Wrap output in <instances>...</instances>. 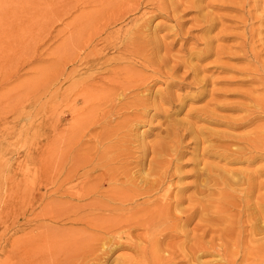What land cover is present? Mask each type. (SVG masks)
<instances>
[{
	"label": "bare ground",
	"instance_id": "obj_1",
	"mask_svg": "<svg viewBox=\"0 0 264 264\" xmlns=\"http://www.w3.org/2000/svg\"><path fill=\"white\" fill-rule=\"evenodd\" d=\"M45 4L81 10L46 72L49 89L56 77L67 86L61 96L49 93L45 99L43 164L23 171L13 185L16 222L25 219L17 226L27 232L10 244L12 264H104L117 251L124 253L117 264H216L200 260L212 253L220 264H239L245 252L264 245V164L239 172L219 165L244 156L248 167L257 159L264 161V125L254 122L256 110L264 113V103L246 107L250 113L241 118L223 119L228 129L251 127L239 135L199 128L161 110L162 133L150 145H137L144 135L139 126L151 121L150 110L162 104L176 107L181 95L172 87L187 86L188 70L177 74L190 67L187 60L146 34L155 16L179 19L184 11L180 5L172 0ZM144 7L154 11L141 12L122 33L108 32ZM160 82L164 87L154 89ZM189 82L204 79L197 74ZM202 113L201 120L211 123L219 124L222 117L211 109ZM63 115L69 122L62 121ZM205 142L209 145L200 156L208 153L217 161L206 163L195 156L192 170L183 171L182 148ZM188 177L194 180L182 184ZM189 188L193 191L186 194ZM220 198H227L225 207ZM27 211L34 217H26ZM225 212L229 222L222 228Z\"/></svg>",
	"mask_w": 264,
	"mask_h": 264
},
{
	"label": "rangeland",
	"instance_id": "obj_2",
	"mask_svg": "<svg viewBox=\"0 0 264 264\" xmlns=\"http://www.w3.org/2000/svg\"><path fill=\"white\" fill-rule=\"evenodd\" d=\"M172 1L180 5V10H184L179 12V19L155 16L151 23H148L146 34H153L148 37H152L161 46L163 42L169 45L173 56L187 60L190 67L181 68L177 73L181 75L183 71L188 70L189 77L185 80L187 86H183V90L172 87L175 95H181V99L174 103L176 107L162 104L159 109L150 110L151 121L139 126V131L143 130L144 135L141 139L139 137L137 145L139 143L150 145L162 133L164 113L161 110H171L176 113L174 116L177 119H183L182 121L186 119L199 128L208 127L237 135L247 132L251 127L228 129L229 127L223 122L227 117L233 119L247 115L250 112L247 113L246 107L253 109L252 106L254 107L256 101L264 103V86H261L264 83V75H262L264 74V62H262L264 61V0ZM55 7L46 6L45 0H0V263L2 264H12V254L10 255L9 251L12 253L10 249L14 238L22 237L27 232V229L22 228V232L17 226L19 223H24L25 219L22 217L23 219L16 222L14 182L21 177L23 171H34L43 164L45 99L49 93L61 96V92L67 86L63 83L64 78L62 80L61 77H56L49 89L46 72L57 58L60 43L68 36L67 33L70 34L75 28L73 20L81 9ZM151 9L142 8L123 22L110 26L108 32L113 30L124 32L127 26L128 28L133 26V20L141 12L152 14L154 10ZM207 24H210V28ZM198 66L199 70H197ZM197 74L204 79V82L190 84L189 81H192ZM156 84L154 89L164 87L161 82ZM58 89L59 93H56ZM221 95L223 96L220 97ZM218 104H222V108L214 109L213 106L217 107ZM178 107L181 109L178 110ZM210 109L211 112L215 110L216 114H219L218 117L222 116L219 124L211 123L210 120H201L205 116L202 112ZM256 111L255 126H262L264 113ZM60 115L55 117L56 121L61 119L62 115L61 117ZM197 115L198 118L192 117ZM69 119V116L63 115L62 121L66 120L67 123ZM200 144L190 143L182 148L184 157L180 162L187 164H183V171L192 170V159L195 156L206 163L217 161L213 157H208V153L203 157L200 156L202 148L209 143ZM244 157L230 163L224 159L219 165L224 164L227 170L239 172L264 164L262 159H257L250 168ZM232 176L238 178L237 174ZM192 180L194 178L188 177L181 182L185 185ZM43 191V188L40 189V193ZM190 191L192 192L193 189L189 188L186 194ZM220 201L225 207L227 198H220ZM38 210L39 208L35 212ZM34 214H29L27 211L26 217L32 218ZM221 216L224 222L223 226H220L224 228L229 222L228 213H222ZM193 224L194 222L190 228ZM123 254L119 251L112 253L104 264H117L116 259H120ZM203 257L200 260L204 263H221L216 253ZM239 264H264V245L251 253L245 252V258L240 260Z\"/></svg>",
	"mask_w": 264,
	"mask_h": 264
}]
</instances>
